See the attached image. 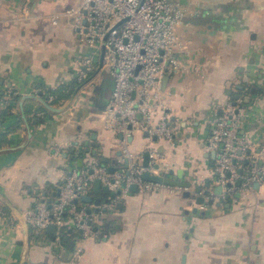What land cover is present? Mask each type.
I'll use <instances>...</instances> for the list:
<instances>
[{
  "label": "crops",
  "instance_id": "0c3cea01",
  "mask_svg": "<svg viewBox=\"0 0 264 264\" xmlns=\"http://www.w3.org/2000/svg\"><path fill=\"white\" fill-rule=\"evenodd\" d=\"M79 4L0 0V115L7 111L0 116V264H264V182L241 193L235 178L232 193L221 199L215 154L205 149L230 103L239 108L246 154L264 167V0H182L180 66L161 94L174 139L149 140L136 131L128 152L143 167L154 147L152 175L189 187L124 193L117 186L105 194V185L94 192L92 184L90 202L78 204L93 217V235L80 238L68 219L62 232L73 231L71 249L62 232L37 234L26 223V213L50 203L71 170L93 163L110 174L126 170L120 137L105 128L113 88L103 86L102 71L94 70L68 108L55 112L43 103L62 107L72 94L56 104L46 91L68 85L74 92L83 83L70 73L89 51L66 15Z\"/></svg>",
  "mask_w": 264,
  "mask_h": 264
},
{
  "label": "built area",
  "instance_id": "2783aa9c",
  "mask_svg": "<svg viewBox=\"0 0 264 264\" xmlns=\"http://www.w3.org/2000/svg\"><path fill=\"white\" fill-rule=\"evenodd\" d=\"M66 15L73 18V29L89 51L76 60L70 73L73 81L82 83L89 78L104 46L101 71L114 81L105 108V128L119 135L128 165L123 173L114 174L98 163L71 170L53 200L35 206L26 213L25 220L38 234L49 225L62 232L67 229L69 219L79 237L86 238L93 235L90 224L93 217L78 202L95 180L110 188L121 186L124 193L132 185L139 191L160 185L142 179L143 173L152 174L158 156L156 149H148L151 162L144 168L130 162L128 145L136 131L146 133L149 140L170 143L174 139L176 126L162 102V79L180 66L176 56L180 46L176 27L184 22L186 8L182 0H80L79 6L66 11ZM47 97L49 102L56 99L55 95ZM236 111H239L236 105L225 104L205 144L206 151L215 154L214 172L221 199L232 193L231 183L235 178L241 181V193L264 182V167L258 168L252 156L246 154L249 145L239 136L241 121ZM245 160L250 162L246 168Z\"/></svg>",
  "mask_w": 264,
  "mask_h": 264
},
{
  "label": "water",
  "instance_id": "95a60500",
  "mask_svg": "<svg viewBox=\"0 0 264 264\" xmlns=\"http://www.w3.org/2000/svg\"><path fill=\"white\" fill-rule=\"evenodd\" d=\"M104 53H105V49H104V46H102L101 47V50H100V54H99V59H98V62H97V66H96V69H95V75H97V74H99L100 72H101V69H102V63H103V58H104ZM169 76H165L163 79H162V88L164 89V87H165V85H166V83L168 82V80H169ZM86 81H89V80H86ZM86 83H82L81 85H79L78 86V88L72 93V95H71V97L69 98V100L67 101V103L65 104V105H63L62 107H59V108H55V107H52V106H50L49 104H47L46 102H43L44 103V106H45V108L46 109H48V110H51V111H55V112H59V111H62V110H64V109H66V108H68L69 106H70V104L73 102V100L75 99V97H76V94L78 93V91L82 88V86L83 85H85ZM235 105V104H234ZM236 113H238L237 111H236ZM148 161H149V154L148 153H145V155H144V161H143V167H147L148 166ZM81 162H82V160H78V164H79V166L81 165ZM247 163H248V161H246L245 162V165H247ZM127 165H128V161L127 160H125V166L127 167ZM91 172V171H90ZM110 172H112V169H110ZM242 173V171H238V174H241ZM142 179L144 180V181H147V182H154V183H158V184H164V185H169V186H177V187H189V183H180V182H178V181H173V180H171V179H168V178H166V177H163V176H159V175H152V174H150V173H143L142 174ZM237 186H239L240 184H241V181L240 180H238L237 181ZM93 187V191L94 192H98L99 191V189H100V187H101V185H100V181L99 180H95L94 182H93V185H92ZM103 191H104V193L105 194H107L108 193V187L107 186H104L103 188ZM221 190V188L220 187H218V189H217V192H221L220 191ZM130 191H132V192H135L136 191V186L135 185H132L131 187H130ZM196 191H199V188H197L196 187ZM84 201H87V202H90V197H88V196H85V197H83L82 198ZM203 201H204V198H199V199H197V203H203ZM47 233H50V234H55V232H56V228H55V226H53V225H49L47 228H46V230H45ZM73 242L71 241V242H69L68 243V248L69 249H71L72 247H73Z\"/></svg>",
  "mask_w": 264,
  "mask_h": 264
},
{
  "label": "trees",
  "instance_id": "16d2710c",
  "mask_svg": "<svg viewBox=\"0 0 264 264\" xmlns=\"http://www.w3.org/2000/svg\"><path fill=\"white\" fill-rule=\"evenodd\" d=\"M72 92H73V86H68V85H60V87L57 89H50V90L46 91L47 94L56 96V99L54 101L56 104L60 100L66 101L70 97ZM6 115H7V111L5 110L4 112L1 113L0 116L4 117ZM1 138H2V134L0 135V141H1ZM51 196H52V198H54L56 196L55 191L51 192ZM5 215H7V214L5 213ZM0 217H4L3 214L1 215V213H0ZM72 232L73 231H71V233H69V230L62 232L64 234L63 240H66V243L69 242L73 238ZM42 234L45 235V232H42Z\"/></svg>",
  "mask_w": 264,
  "mask_h": 264
},
{
  "label": "rangeland",
  "instance_id": "374dc122",
  "mask_svg": "<svg viewBox=\"0 0 264 264\" xmlns=\"http://www.w3.org/2000/svg\"><path fill=\"white\" fill-rule=\"evenodd\" d=\"M176 32L180 34V28H178V26L176 27ZM68 77H69V75H68ZM100 78H102L106 81V82H102V84H103V86H105L106 90L108 92L111 91V89L113 88V85H114L113 78L109 74H106V73L100 74Z\"/></svg>",
  "mask_w": 264,
  "mask_h": 264
}]
</instances>
